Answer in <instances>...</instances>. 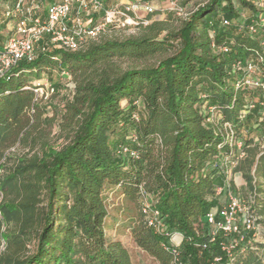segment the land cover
Returning a JSON list of instances; mask_svg holds the SVG:
<instances>
[{
    "label": "trees",
    "instance_id": "16d2710c",
    "mask_svg": "<svg viewBox=\"0 0 264 264\" xmlns=\"http://www.w3.org/2000/svg\"><path fill=\"white\" fill-rule=\"evenodd\" d=\"M36 1V13L43 16L56 0ZM199 1L205 3L186 16L166 10L181 21L177 30L153 22L136 36L95 41L104 30L74 51L38 52L0 78V264H132L122 242L107 237V190L131 202V237L157 264H176L174 233L183 238L178 246L183 264H218V255L223 264H237L238 255L251 250L237 248L229 262L220 235L205 244V215L219 205L221 153L228 147L218 145L226 122L246 152L234 171L255 203L264 195V154L256 157L247 148L252 138L245 137L252 130L264 136L254 95L262 97L235 89L230 72L233 60L264 55V29L252 35L222 25L223 18L235 20L239 8L256 15L254 0ZM116 23L130 25L118 21L105 29ZM223 45L229 52L219 51ZM46 64L74 82L61 116L67 137L59 146L46 138L45 111L30 89L29 78ZM122 147L134 155L120 154ZM145 201L150 212L159 213L161 229L147 224ZM241 264H260V258Z\"/></svg>",
    "mask_w": 264,
    "mask_h": 264
},
{
    "label": "built area",
    "instance_id": "2783aa9c",
    "mask_svg": "<svg viewBox=\"0 0 264 264\" xmlns=\"http://www.w3.org/2000/svg\"><path fill=\"white\" fill-rule=\"evenodd\" d=\"M184 0H166L165 9L173 12L177 16H186L182 2ZM76 3V13L72 15V6ZM257 9L256 15L247 16L245 13L237 16L235 20L223 18V26L235 27L237 32L246 31L255 35L261 29H264V0H254ZM103 9L100 0H56L47 5L45 13H36L38 10L37 1L29 6H25L23 0H13L11 6H6L4 15L14 18L15 23L11 28V34L0 45V78L18 66L25 60L33 61L38 52H47L50 47L74 51L79 48L87 38H94L102 33L108 24L120 22L121 25L134 23L133 16L137 11L151 13L155 10L150 4L136 2L123 3L121 6H113L103 11V15L93 24L84 22L81 16L82 12H99ZM260 45L264 47V39L260 40ZM214 47V46H213ZM223 53L229 52L227 45L219 48ZM51 59L58 60V56H51ZM264 55H258L256 60L253 59H235L230 63V72L235 75V89H246L257 91L261 99L257 98L255 102L261 108L262 117L264 118ZM62 75L67 72L62 71ZM30 89L38 95L48 96L54 93V86L48 81L37 82ZM44 90V91H43ZM254 102L248 107L253 108ZM212 113L213 107L208 109ZM136 117L135 115H133ZM208 120L212 121L210 117ZM224 140L218 145V148L227 146L228 151L222 152V166L224 181L221 186L216 188L215 197H222L219 205L209 210L205 215L206 225L208 226V243L215 242L218 235L221 236L219 246L221 251L228 258L229 262L235 259L234 251L239 248L243 253L246 248L252 249L256 234L264 232L261 230L260 220L264 221V216H259L254 212L255 196L250 191L247 198L236 194L233 186H242L237 184L233 177V169L237 167L241 160L246 157L243 149V142L235 136V131L229 123L223 124ZM120 154L134 155L128 147H122ZM148 202L143 203V211L149 213L147 224L149 226L161 229V221L157 211H149ZM182 235L174 233L170 235L172 244V254L176 264H183L179 260L178 246L182 241ZM206 246V245H204ZM214 262L221 263V256L214 257Z\"/></svg>",
    "mask_w": 264,
    "mask_h": 264
},
{
    "label": "rangeland",
    "instance_id": "374dc122",
    "mask_svg": "<svg viewBox=\"0 0 264 264\" xmlns=\"http://www.w3.org/2000/svg\"><path fill=\"white\" fill-rule=\"evenodd\" d=\"M36 0H23L25 6H29ZM125 0H123L124 3ZM145 1V0H144ZM142 1V3H144ZM12 0H0V18H3V12L6 6H10ZM129 3H136V0H128ZM158 9L154 10L152 13H145L143 11H137L135 14L129 13L133 16L134 23L127 25L125 27L120 26L118 23L110 26L105 29V31L100 34L95 41H100L103 39H124L127 37H132L139 35L145 30V27L150 25L153 22H164L169 30H177L181 21L167 14L165 9L166 3L163 1H158ZM205 1L199 0H187L184 6L185 11L196 8L198 5H203ZM44 6V5H43ZM119 7V5H118ZM14 21H10L13 24ZM12 30L8 32L5 28L1 30V36L3 38H7ZM164 32H162L159 37H162ZM126 64V63H125ZM30 85L35 84L41 81H48L51 83L55 90L51 95L45 96L38 95L37 102L44 108V115L41 120L42 129L46 134V138L49 142L54 146H59L62 144L67 137V132L61 129L62 122V114L64 112L65 104L72 98L74 82L72 81L71 75L67 73V75H62L61 71L58 67H55L53 64H46L41 67V71L33 77L29 78ZM44 91V90H43ZM256 96L254 95V100H256ZM44 118L49 119V123H46ZM245 134L244 130L241 133ZM246 138H252L250 145L247 147L250 150L254 149L257 152L256 157L260 154H264V136L260 135L259 132L252 130L249 134H246ZM11 149L10 152H12ZM27 150V149H26ZM26 150H24L26 152ZM17 153H21L18 150ZM11 155V154H10ZM15 155V153H14ZM243 160L240 161L239 164H242ZM238 164V165H239ZM254 167V166H253ZM233 169V177L237 180V184L242 183V186L235 185L233 186V190L236 194L240 195L243 198H247V194H249V187L246 185L245 179L241 175L240 172H236ZM107 196V206H108V217L106 219V232L107 237L109 239H118L122 242V244L127 248L132 264H157L155 260H153L148 254L142 251L140 248L136 246L134 243L131 233H130V216L133 215V205L131 202L125 200L123 196L120 195L119 191H106ZM1 199V196H0ZM256 203L253 206L254 212L259 216H264V195H261L256 198ZM260 228L263 230L264 221L261 219ZM255 241L253 243V248L245 252L244 254H240L237 257V264H241L245 262L247 258L257 257L260 258V264H264V232L261 234H256ZM3 249V245H1L0 250Z\"/></svg>",
    "mask_w": 264,
    "mask_h": 264
},
{
    "label": "crops",
    "instance_id": "0c3cea01",
    "mask_svg": "<svg viewBox=\"0 0 264 264\" xmlns=\"http://www.w3.org/2000/svg\"><path fill=\"white\" fill-rule=\"evenodd\" d=\"M100 1L102 2V7H103V9L101 11L95 12V13L91 12V11L89 13L88 12H82L81 13V16L83 17V20H84L85 23L93 24V23H95L96 21H98L100 19V17L103 15V11L104 10L112 8L113 6H116V5L117 6L118 5L121 6L123 4V0H100ZM142 1H144V0H136V2H142ZM158 1H160V0H145L144 3H148L153 8L158 9V5H159ZM161 1H163V2H165L167 4L166 0H161ZM127 2H128V0L124 1V3H127ZM11 4H10V6H11ZM75 13H76V3H74L73 6H72V15H74ZM243 13H245L247 16L251 15L250 11L239 8L238 9V16L243 14ZM2 15L5 16L4 12H3ZM10 21H14L13 24L15 23V19L14 18L6 17V16L3 17V18H0V45L8 38V37L7 38H3L1 36V30H2V28H5L8 32H10V30H11V28L13 26V24H11ZM218 198L220 200H222V197H218Z\"/></svg>",
    "mask_w": 264,
    "mask_h": 264
}]
</instances>
